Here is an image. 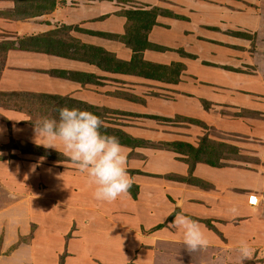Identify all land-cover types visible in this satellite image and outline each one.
<instances>
[{
    "label": "crops",
    "instance_id": "obj_1",
    "mask_svg": "<svg viewBox=\"0 0 264 264\" xmlns=\"http://www.w3.org/2000/svg\"><path fill=\"white\" fill-rule=\"evenodd\" d=\"M248 1V4L255 6V2L258 0ZM14 6V0H0V42L14 41L13 44L15 45L14 47L12 45L6 48L3 53V65L0 69L1 91L15 94H58L91 103L94 102L92 100L94 93L92 94V92L95 89L104 87V83L109 80V77L122 76L124 74L98 68L84 57L75 55L73 53L74 48L70 47L69 44L77 41L85 46L100 47L106 51H113L117 56L119 55V58L128 59L131 55V50L126 48L124 44L122 45V42L112 39L113 36L123 35L129 26V20L124 15V11L129 9L150 10L158 7L169 10L174 14L173 16L157 14L155 23L147 31L149 43L164 46L167 49H144L143 53H147L149 57H143L150 61L167 64L172 61H179L184 64L186 70H188L186 62L191 59L182 52L191 53L190 49L187 48L190 46L191 37L198 43L200 42L197 39L198 37H205L208 41H205L202 47L219 51L217 49L221 50L222 48L216 41L221 39L220 30L223 25L226 23L227 26L230 25L231 27L233 25L236 28L237 26H243L242 24L245 22L242 21H246L242 12H238L230 6H225L223 0H55V5L52 9L39 11L33 16L23 19H15L11 16ZM8 13L9 15L7 16ZM13 33L20 36L15 38ZM105 33L108 37L96 35ZM33 35L44 36L56 42L59 41L62 44V49L55 55L42 50L22 48L16 42L21 38ZM120 46L125 49V55H123V52V54L121 53ZM199 49L200 46H198V51ZM198 59H203L199 52L195 60ZM200 61L203 62V60ZM208 67L212 69L226 67V70H229L228 68H234L235 64L228 63L219 66L217 63H213V65H208ZM185 69L182 70L180 77ZM60 71L64 72V74L61 73L62 76L59 75ZM201 72L202 69L200 70L199 68L192 73L198 79V76L202 75ZM196 73L199 75H196ZM132 76L136 77L140 83V79L152 83L157 90L165 91L162 88L163 85H177L180 92L171 91V97L169 95L162 96L158 93L157 97L166 98V100L171 102L174 95L175 97L178 96V104L181 109L174 112L178 113L181 110L190 111L188 109L190 96L182 94L183 91L187 94L190 93L191 86L185 84V78L184 81L164 82L138 75ZM93 80H96V82H92ZM141 92V90H139V93L135 91L133 95L136 97L130 96L128 100L133 103H141L143 101L139 97L142 96ZM158 98L157 103L161 100ZM199 98H204V96L196 94L193 99L199 101ZM131 102L128 105L131 111L128 110V112L138 113L134 112L135 110L138 111V108L132 105ZM197 109L202 111L199 107ZM194 111L196 112V110ZM9 112L19 113L20 111ZM3 129H5L4 126L1 130ZM131 135L133 138L145 139V132L137 133L135 129L132 130ZM162 136L166 140L160 141H171L170 137H167V133H162ZM57 146H60V144H57ZM121 146L126 156L124 167L132 183L137 185L135 196L130 195L126 191L115 200L99 201L94 198L95 185L90 182L84 173L86 175V182L83 187L84 192L76 194L73 191L74 195H70L65 191L63 198L68 204L66 208H52L51 203L46 202L43 207V215L46 216L44 229H41L42 231L38 230L37 242L40 240L44 243L46 239L43 238V235L60 233L62 228L69 225L74 217L80 224L82 222V214L77 215V213L82 212L79 211L81 208L77 207V204L84 200L91 203L94 202L92 206L87 208L90 212L85 213L88 220L91 221V225H93L92 222L96 224H94L95 228L91 225L89 227L82 225L83 227L85 226V236L82 233L83 227L80 225L78 237L80 241L76 238L78 247L71 249L72 251L75 250V257L68 260L72 262L71 264H95L94 262L97 259L109 264V262L113 261L118 262V257L123 258L124 261L129 260V254L132 253L143 237L142 232H140L142 220L144 222L149 221V227H152L164 222L172 213V220L176 215H183L189 219L191 217H210L215 227L222 234L220 236L211 229H201L209 241L208 247L201 251L188 253L184 249L185 246L182 243V233L180 231L165 227V225L160 226L152 232L153 238H156L155 240L162 241V244H159L158 241L155 242L154 250L161 245L165 246L172 259L186 257L189 262L193 261V264H240L237 247L241 242H246L249 246L251 259L244 262V264H251V260L254 259L252 257L256 251L258 252L257 249L260 252L264 251L263 201H259L256 204L249 203L247 199L248 193H232L231 196L227 193L222 195L223 186L219 180L218 173L216 175L203 174L201 166L197 165L193 171L196 175L206 178L207 182L213 185L211 189L194 188L183 181L164 177L165 174L185 175L188 172V166L185 163L175 161L173 153L169 150L145 146ZM231 170H233L232 167L226 171L232 177L236 170L234 169L233 172ZM130 171L134 172L130 173ZM245 179L246 177L243 174L242 182ZM68 181H70V184H67ZM80 182L81 179L71 177L68 180L65 179L62 184L61 178L58 177L56 180L47 181L46 184L54 188L55 186L65 187L66 185L74 187L75 183L80 184ZM245 186L249 192L253 189L250 186ZM178 203L182 207H177ZM176 208L177 211H175ZM74 213L76 215H73ZM22 215L26 214L22 212ZM29 215L31 216L30 211ZM22 218H27V216ZM172 220L169 222L170 224ZM102 223H107L113 227L116 236L111 237V232L105 229H103L102 233L98 228V225H102ZM5 228V235L1 236L3 237L2 249H5L13 240L7 234H15V239L17 240L20 235L24 236L26 234L28 222L20 219L16 226L12 224L10 227L8 224ZM87 232L90 235H87ZM93 232H100L103 235H96ZM110 237L113 240L109 247L110 250L105 251L106 254L98 252L102 251L101 247L104 246L99 244L101 238L106 241ZM41 242H38L39 244L33 243V247L32 244L26 245L24 242L16 245L12 252L1 256L0 264H14L15 262L12 260L17 262V255L23 249L25 251L26 246L31 249L32 256V260L26 264H50L46 263V259L40 253L41 251H46ZM187 256H191L190 259ZM136 258L140 259L141 257L136 256ZM145 258H149V261L153 259L151 251L145 254ZM145 258H143V261L147 260ZM157 258L156 264L159 262L161 264L162 259L159 256H156ZM140 263H142V260ZM119 264L121 263L119 262Z\"/></svg>",
    "mask_w": 264,
    "mask_h": 264
},
{
    "label": "rangeland",
    "instance_id": "obj_2",
    "mask_svg": "<svg viewBox=\"0 0 264 264\" xmlns=\"http://www.w3.org/2000/svg\"><path fill=\"white\" fill-rule=\"evenodd\" d=\"M248 3V0H223L225 6H230L238 12H242L246 21H242L245 22V25L242 24L243 26H237L236 28L233 25L231 27L230 25L227 26L226 23L223 25L220 30L221 39L216 41L221 46V50H208L202 47L205 44L204 42L208 41L205 37H198L199 43L191 37L190 46L187 48L190 49L191 53L198 55L199 52L203 58L200 60L211 64L217 63L219 66L228 63L235 64V67L228 68L229 70H226L227 66L222 69H212L199 59L195 60L197 55L192 54L194 57H190L191 60L186 62L188 70L185 69L179 79L184 81L185 78V84L191 86L189 94L182 92V94L190 96L189 112L183 110L178 113L174 112L181 109L178 104V96L175 97L174 95L173 97L172 95L171 102L166 98L157 97L158 93L162 96L169 95L171 97V91L180 92L177 85H163L162 88L165 91L157 90L152 83L145 80L140 79L141 83L138 82L136 77L132 76L133 74L109 77V80L105 81L104 87L95 89L92 92V94L94 93L92 95L94 102L87 101L85 103L87 106L92 105L99 113V117L105 125L102 131L107 134L114 135L116 129L125 131V134H132V130L135 129L137 133L145 132L144 140L159 144L160 140H166L162 133H167V137H170L171 141H187L195 146L202 141L204 142L203 139L207 138L211 141L208 151L212 152L213 156H221L219 165L212 166L198 161L185 175L175 174L176 177L181 176L184 183L194 188L211 189L213 185L209 182L204 183L203 181L207 182V179L196 175L193 171L196 165L201 166L203 174L216 175L218 173L223 186L222 195L226 193L230 196L232 193H248V202L253 203L254 198L256 204L259 201L264 202V0H258L255 2V6ZM36 10L37 8L33 12L36 13ZM16 35L13 33L15 38L20 36ZM114 39L119 41L117 38ZM121 44L123 45V43ZM198 46H200L199 51ZM119 49L125 55V49L121 46ZM114 54L117 56L116 53ZM143 56L145 58L149 57L147 53H143ZM1 57L0 53V59ZM2 65L3 60H0V69ZM199 68L202 69V75L196 73V75H199L198 80L194 74L195 72H192ZM139 90L143 92H141L142 96H139L143 101L141 103L129 101V97H136L133 94L135 91L139 93ZM196 94L204 96V98H199L200 102L197 99L194 100ZM157 98L161 99L159 103H157ZM38 99L31 98V95L28 94L0 95V261L1 256L12 252L16 245H20L22 242L26 245L32 244V247L33 243L39 244L38 242H41L40 240L36 241V236L38 230L42 231L41 229H44L46 216L43 215V207L47 201L51 203L52 208H66L68 204L63 198L66 192L70 195H74L73 191L76 194L84 192L86 175L80 173L76 166L62 154V151L48 148L39 153L43 146L37 143L46 141L37 137L35 142L32 122L45 116L58 118V113L54 116V107L52 105L48 107ZM129 102L138 108V111H134L138 113L128 112V110L131 111L128 108ZM196 107L201 108L202 111H198ZM9 111L20 112L12 113ZM153 115L157 119L151 117ZM190 118L200 119L203 123H189ZM3 126L5 129L1 130ZM131 134L129 135L132 136ZM122 136L125 137L123 134ZM215 143L221 146L215 147ZM58 147H61V145ZM127 147L131 146L127 145ZM169 151L173 153L175 161L185 163L180 158L184 155L176 151ZM185 164L189 166L188 163ZM231 167L236 170L232 177L226 171ZM233 170L231 171L233 172ZM243 174L246 179L242 182ZM58 177L61 178L62 184L65 179L68 180L71 177L79 178L81 182L80 184L75 183L74 187L54 185V188L46 184L47 181L56 180ZM197 178V182L193 180ZM67 184H70V181ZM245 185L253 189L249 192ZM93 203L83 200L77 204V207L81 208L79 211L82 212L77 213V215L82 214L80 224L74 217L69 225L62 228L60 233L43 235L46 240H44L45 244L41 243L46 251L40 253L46 259V263H72L68 260L75 257V250L72 251L71 249L78 247L76 238L80 234V225L86 227L91 225V221L88 220L85 212L89 211L87 208L92 206ZM29 211L31 216H28ZM175 211H177V208ZM22 212L26 215H22ZM9 213L13 215H9ZM172 215L173 213L164 222L152 227H149V221L144 222L142 220L140 232H142L143 237L132 253L129 254V260L124 261L123 258L118 257V262L113 261L109 264H119V262L121 264H156L158 261L156 256L162 259L161 264H193L194 262H189L186 257L172 259L165 246L161 245L154 250L155 242L158 240L153 238L152 232L160 226L170 227L169 222L172 220ZM23 216H27V218H22ZM20 219H23L24 222L27 220L28 231L24 236L20 235L18 240L15 239V234H7L13 240L5 249H2L3 237L1 236L5 235V227L8 224L10 227L12 224L16 226ZM190 219L196 222L201 229H211L205 220H210V224H213L210 217H191ZM97 223L99 224L98 221ZM92 224L91 226L95 228L94 224L96 223L92 222ZM85 226H82L84 236L86 235ZM98 228L102 233L105 229L111 232V237L116 236L113 227L107 223L98 225ZM8 229L10 228L8 227ZM102 233L93 232L96 235H103ZM87 235H90L89 232H87ZM111 237L106 241L101 238L99 244L100 246L104 245L101 247L103 252H98L106 254L105 251L110 250L109 247L113 241ZM78 239L80 241V238ZM158 242L160 244L162 241ZM26 247L25 251L23 249L17 255V262L12 260L15 262L14 264H26L32 260L31 249L28 246ZM257 250L258 252L256 251L252 257L254 259L251 260V264H264V251ZM149 251L153 255V259L150 261L149 258H145V254ZM32 254L36 256L33 252ZM136 256L141 257L142 263ZM187 257L190 259L191 256ZM143 258L147 260L143 261ZM94 263L105 264L99 259Z\"/></svg>",
    "mask_w": 264,
    "mask_h": 264
},
{
    "label": "trees",
    "instance_id": "obj_3",
    "mask_svg": "<svg viewBox=\"0 0 264 264\" xmlns=\"http://www.w3.org/2000/svg\"><path fill=\"white\" fill-rule=\"evenodd\" d=\"M37 1V2H35ZM15 6L14 10L11 14L12 17L15 19H23L27 18L28 16H33L34 14L38 13L39 11L43 10H50L55 5V0H14ZM37 8L36 13L33 10ZM10 13V12H9ZM7 14V16L9 15ZM124 15L129 20V26L125 30V33L121 36H113L112 39L117 38L120 42L124 44L127 48L131 50V55L128 59H121L116 56L113 51H106L100 47H91L85 46L77 41L70 42L69 46L74 48L73 53L78 55L79 57H84L90 63L94 64L98 68L115 72V73H122V74H133L138 75L144 78L160 80L164 82H177L180 79V74L185 66L183 63L179 61H172L170 63H160L155 61L147 60L143 57V50L154 48L157 50H165L164 46L151 44L147 40V31L151 28V26L155 23V17L157 14H167L171 15L172 13L166 9L160 8H152L150 10H143V9H129L123 12ZM174 14H172L173 16ZM99 36L106 37L107 34H96ZM108 37V36H107ZM120 37V38H119ZM14 41H4L0 42V53L1 59H4L3 53L6 48L15 46L13 44ZM20 47L24 48H32L35 50L43 51L50 54H58L62 49V44L51 39H47V37L40 36V35H33L21 38L16 41ZM184 53L185 56L194 57L192 54ZM2 62V61H1ZM208 65H213L208 62H204ZM64 74V72L60 71L59 75ZM62 76V75H61ZM91 81V79H89ZM92 82H96L93 80ZM27 94V93H25ZM0 95L4 96H13L17 95L13 92H2L0 91ZM31 95V98H39L38 100L42 101L44 105H52L55 109L54 116L58 113V109L63 106L67 107H77L80 109L88 110L96 115L99 116V113L95 110L92 105L87 106L85 102L75 100L69 96H61L58 94H28ZM132 98V97H131ZM204 106L206 104L203 103ZM83 106V107H82ZM208 107V105H207ZM238 115V114H236ZM157 119L156 116H151ZM165 120V119H164ZM175 122V121H174ZM189 123H199L202 122L196 118H190L188 120ZM203 123V122H202ZM125 131L121 130H114V136L119 139L121 145H128L131 147L134 146H145V147H152V148H159L165 150H171L179 152L180 154L184 155L180 157L183 162L188 163V172L192 167H194L195 163L200 161L206 164H210L212 166L219 165V159L221 156H213L212 152L208 151V146L211 144V141L204 138V142H200L198 145H193L187 141H179V140H172V141H160L159 144H155L153 141L150 140H140L138 138H133L129 134H125ZM122 134L125 136L123 137ZM221 145H217L215 143V147H220ZM39 147V146H37ZM236 147V146H235ZM40 148V147H39ZM45 148H41V151H44ZM217 151V150H216ZM189 159V160H188ZM192 160V162H190ZM134 171H130L133 173ZM166 178L174 179L178 181H183L181 176L176 177L175 174H165ZM194 181H198L197 179H193ZM204 183H208L203 181ZM196 184V183H193ZM198 184V183H197ZM209 188V187H208ZM137 191V185L131 184V187L128 189L130 195L135 196ZM210 220H205V222L209 225V228L216 232L218 235L222 236L221 232L215 227L214 224H210Z\"/></svg>",
    "mask_w": 264,
    "mask_h": 264
},
{
    "label": "clouds",
    "instance_id": "obj_4",
    "mask_svg": "<svg viewBox=\"0 0 264 264\" xmlns=\"http://www.w3.org/2000/svg\"><path fill=\"white\" fill-rule=\"evenodd\" d=\"M33 124L36 138L46 141L37 143L45 149L62 151L76 168L87 175L95 185L94 198L112 201L128 191L132 181L124 167L126 156L119 139L102 131L105 127L95 113L77 107L63 106L58 118L41 117ZM57 142L61 147L57 146ZM177 207H182L177 204ZM170 227L182 233V243L188 253L208 247L209 241L200 226L183 215H176ZM240 264L251 259L249 246L241 242L237 247Z\"/></svg>",
    "mask_w": 264,
    "mask_h": 264
},
{
    "label": "snow or ice",
    "instance_id": "obj_5",
    "mask_svg": "<svg viewBox=\"0 0 264 264\" xmlns=\"http://www.w3.org/2000/svg\"><path fill=\"white\" fill-rule=\"evenodd\" d=\"M255 202V199L253 198V203Z\"/></svg>",
    "mask_w": 264,
    "mask_h": 264
}]
</instances>
